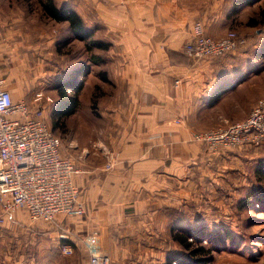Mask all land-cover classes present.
<instances>
[{"label": "crops", "instance_id": "crops-1", "mask_svg": "<svg viewBox=\"0 0 264 264\" xmlns=\"http://www.w3.org/2000/svg\"><path fill=\"white\" fill-rule=\"evenodd\" d=\"M81 1L96 4L82 6L83 19L112 42L107 76L114 91L100 110V117L110 121L100 150L83 146L69 153L81 169L75 179L86 212L62 222L78 238L97 232L102 250L117 264L122 259L135 263L130 259H141L145 249L157 259L169 212L217 210L229 195V173L247 171L263 152L242 145L210 152L192 136L193 130L207 128L204 119L227 95L241 92L248 114L256 102L251 99L259 98L249 63L189 59L183 53L197 20L210 35L221 37L238 15H232L233 0ZM32 13L18 0H0V73L13 95L19 80L13 60L23 50L25 22ZM228 80L236 86L211 103L212 92ZM247 85L251 91H244ZM20 93L29 101L26 86ZM234 118L244 114L233 112Z\"/></svg>", "mask_w": 264, "mask_h": 264}, {"label": "rangeland", "instance_id": "rangeland-1", "mask_svg": "<svg viewBox=\"0 0 264 264\" xmlns=\"http://www.w3.org/2000/svg\"><path fill=\"white\" fill-rule=\"evenodd\" d=\"M71 1L80 12L82 6L87 9V4L91 7L96 5L92 2L85 5L82 4L81 0ZM262 7H264V0H258L251 5L242 4L241 9L237 11L238 14L236 13L238 15L237 20L240 17H243V19L248 18L249 14L259 11ZM93 14L95 16V13ZM26 20L27 27L24 33L26 42L23 45V50L20 49L18 54L15 55L17 58L13 60L17 69L16 78L19 79L14 84L17 86L19 94L18 92L14 93V98L20 99L21 88L26 86L29 89L28 102L31 106L34 104L36 106L42 105L45 109L44 115L49 124L52 125L51 114L56 101L54 85L56 82L67 78L74 66L80 64L90 65V73L84 76L86 83L84 90L81 92L80 107L67 118L64 126L59 124L54 131L62 140L63 152L68 155L75 148L80 149L83 146L99 149L101 143L104 142L102 138L105 139V125L109 120L105 121L104 117H98L95 113H91L89 98H91L93 92L95 97L99 95V101L101 104L103 102L104 105V102L106 103L110 97L108 95L113 94V82L108 77L105 78L99 71L103 67H107V62L113 59L114 52L109 50L106 55L107 62L104 61L97 67L94 62L88 61L85 42L74 38L73 33L65 24L42 18L36 12L29 14ZM237 20L228 31L236 30L240 35L247 38L249 43L252 42L253 40L250 37L252 38L253 34L251 35V32L252 30L255 32V30L248 26H238L239 22ZM28 25L36 29H28ZM66 36H71L68 43L61 40ZM258 38L252 53L245 54V57L241 56L244 59L238 53L230 52L223 54L222 57L215 56L212 58L229 59V61L240 58L239 60L244 62L250 60L251 63L254 60H259L257 65L251 67L249 74L254 80L251 83H255L252 88L255 89L254 87H256L255 92L258 91L260 94L258 97H261L264 95V54L262 49H259V52L261 50L260 55L254 57L253 52L258 48L264 36L261 35ZM262 47L264 49V45ZM236 50L234 49L232 52ZM246 90L251 91L248 85L244 91ZM39 92L51 96L54 100L50 102L43 97L41 101H37L36 96ZM240 94L241 92H236L227 95L221 102L217 103L212 110L214 113L204 119V123L208 124L204 127L209 128L235 121L237 116H235L236 119H232L233 112H239V115L244 114L245 118L248 112L245 111ZM256 98L251 99V102L256 101L258 99ZM257 160L256 158L249 164L247 171L230 172L229 195L222 198L220 204L217 205V210L202 212V216L208 214L218 222H193L195 225L200 226L199 230L208 233L217 240L215 244L213 243L214 250H212L211 257H209L206 264H264V180L258 181L255 176L254 170ZM246 198H248V201L244 203L243 200ZM239 203L242 205H238ZM221 219L229 220V222H219ZM31 221L25 210L18 209L7 218L6 222L0 224V264H89L88 254L82 239L87 234H95L99 238L97 232L86 233L81 238L72 236L73 234L69 235V238H64L61 234L65 232L68 226L66 222L56 224L55 222L43 220ZM145 234H148V232ZM140 235H144L141 230H139ZM63 240H70L74 247L72 254L63 253ZM165 241L166 239L163 240L159 251L163 253L157 259L148 249H145L147 251L142 253L144 256L141 259L137 260V257H133L130 260L135 262L133 264H142L143 260L144 264H164L168 248H170L171 254L176 250H180L177 243L175 244L168 239L167 245ZM204 242L210 241L205 239ZM113 260L117 264L116 260ZM119 262L120 264H129L125 259Z\"/></svg>", "mask_w": 264, "mask_h": 264}, {"label": "built area", "instance_id": "built-area-1", "mask_svg": "<svg viewBox=\"0 0 264 264\" xmlns=\"http://www.w3.org/2000/svg\"><path fill=\"white\" fill-rule=\"evenodd\" d=\"M245 40L236 30L221 37L210 35L197 20L185 50L195 59L215 57L233 51ZM5 84L0 73V224L18 209L25 210L32 221L56 224L67 216H82L86 206L75 179L80 167L63 152L62 140L47 121L42 105L31 106L26 99H15ZM43 97L54 100L43 92L37 93L36 100ZM192 136L210 152L264 143V95L245 118L193 130ZM61 236L69 238V231L65 229ZM82 241L89 264H115L95 234H87ZM62 251L72 254L74 247L65 242Z\"/></svg>", "mask_w": 264, "mask_h": 264}, {"label": "trees", "instance_id": "trees-1", "mask_svg": "<svg viewBox=\"0 0 264 264\" xmlns=\"http://www.w3.org/2000/svg\"><path fill=\"white\" fill-rule=\"evenodd\" d=\"M256 1L258 0H233L231 8V12H233L232 15H236L240 5L245 3L251 5ZM18 2L19 5L22 6L27 12H37L38 16L40 15L42 18L65 24L66 27L73 33L72 36L74 38L81 39L85 42V48L88 53V61L94 62L95 66L97 65L98 67L102 64V62H107L106 55L112 46V42L99 35L95 28L89 27L86 24L81 12L71 0H18ZM237 22H239V25L237 24L238 26L251 27V29H254L255 32L253 30L251 32V35L253 34L252 38L250 37V39L253 40L252 42L249 43V40L247 41L246 38L245 42L240 44L236 48L237 50H235L238 52L241 49L242 52H246L247 54L252 53L253 47L256 46V41L259 39L258 37L261 35L264 36V7L260 8L259 11L249 14L248 18L246 17L243 19L242 17L241 19H238ZM70 37L71 36H66L61 40H63L62 42L64 43H68L70 41ZM263 45L264 38L261 39L258 48L255 50V52H253L255 54L253 55L254 57L260 55L261 50L259 52V49H262V53L264 54V49L262 47ZM183 53L186 58L193 59V57L186 50ZM230 53H232V51ZM219 57H222V55ZM244 57L241 58L244 59ZM239 59L240 58L236 60L240 62L242 61L244 65L249 63L250 69L252 66H254L253 64L257 65V63H259V60H254L251 63L250 60L244 62L243 60ZM90 71V65L80 64L74 66L71 74L68 75L67 78L56 82L54 85V89L56 90V101L51 114L53 125H51V127L53 130L59 124L64 126L67 118L74 114L80 107L82 100L80 97L81 92L84 90V85L86 83L84 76H87ZM99 72L102 73L105 78L108 77V67H103V69H100ZM235 86L236 85L229 82V80L222 81L221 85H219L212 92L209 98L210 102H218L224 93L228 92L229 89L232 87L234 88ZM98 96L95 97V94L92 92V96L89 98L91 103L89 108L92 114L95 113L98 115V117H100V110L103 102L102 104L100 103ZM242 146L260 148L263 151L257 160L258 162L254 172L258 181L264 180V143L260 145ZM247 201L248 198L243 200L244 203ZM238 205L241 206L242 204L239 203ZM202 212L203 211L195 212L184 208L174 211L171 210L169 212L170 221L167 222L164 231L166 233L167 239L165 242L168 245L169 239L175 244L177 243L180 246V250H176L173 254H171L170 248H168L164 264H206V262H208L209 257H211L210 254L212 250H214L213 243L215 244L217 240L208 233H203L202 230H199L200 226L195 225L193 222L218 221L215 218L212 219L208 214L202 216ZM221 220L219 222H229V220ZM216 237H218V235H216ZM205 239H209L210 242H204ZM65 242H70V240H63V243Z\"/></svg>", "mask_w": 264, "mask_h": 264}]
</instances>
